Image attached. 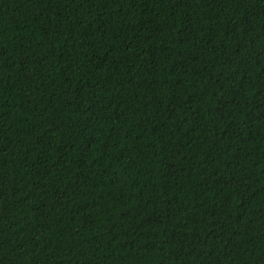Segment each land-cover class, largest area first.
<instances>
[{
  "label": "trees",
  "instance_id": "1",
  "mask_svg": "<svg viewBox=\"0 0 264 264\" xmlns=\"http://www.w3.org/2000/svg\"><path fill=\"white\" fill-rule=\"evenodd\" d=\"M0 264H264V0H0Z\"/></svg>",
  "mask_w": 264,
  "mask_h": 264
}]
</instances>
